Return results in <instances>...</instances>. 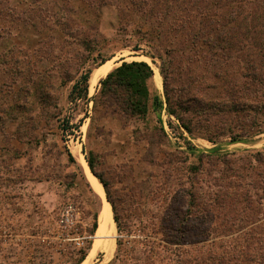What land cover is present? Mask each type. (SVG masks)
Instances as JSON below:
<instances>
[{"label":"rangeland","instance_id":"rangeland-1","mask_svg":"<svg viewBox=\"0 0 264 264\" xmlns=\"http://www.w3.org/2000/svg\"><path fill=\"white\" fill-rule=\"evenodd\" d=\"M30 2L10 0L9 4L22 11ZM70 2L74 11L72 21L69 20L72 24L68 28L69 35L63 26L57 27L53 23L46 29L21 23L18 28H13L11 38L5 40L8 49L14 46V49L21 50L14 59H22L24 52L35 57L38 47H45L53 62L36 58L34 61L38 65H33L32 69L36 67L45 71L53 68L59 77H65L67 72L74 80L61 93L51 95L52 102H56L59 109L50 108L49 113L53 116L46 118L47 123L40 125L37 119L40 111L35 110L32 114L21 113L16 121L8 119L5 126H0V264H78L86 252L85 260L80 263L84 264L95 243L97 231L93 234L92 230L96 215L98 222L100 204L77 164L76 150L82 152L86 160L89 152L100 155L98 169L110 182L121 219L120 230L116 224L112 254L109 256L104 246L100 247L86 264H178L180 257L177 254L180 252L171 244L172 232L167 229L169 223L162 216L167 203L173 199L172 195L176 196L175 192L189 190V174L184 167L197 163L201 151L220 148L222 152L233 154H228L232 164L228 169L215 167L211 162L215 159L206 157L208 161H204L198 180L202 195L206 198L223 190L229 181L234 182V189L240 183L241 188L247 190L250 186L246 185L251 184L252 178L257 179V174L239 166L253 163L255 169L264 171V163L258 161L264 159V133L251 137L246 144L226 145L225 141L214 144L180 130L178 121L166 110H162L159 116L152 109L147 120L133 119L127 123L94 110L92 100L105 77L93 88L90 79L98 68L97 63L104 59L115 60L113 69L124 61H146L153 70L157 68L162 87L158 88L155 71L151 85L154 93L163 99V62L159 55L164 51L142 37L137 16H122L114 6L92 10L84 0ZM84 40L89 50L78 44ZM46 41L48 43L42 45ZM59 57L65 65L59 64ZM89 69L92 73L88 80L87 99L72 100L73 85L82 70ZM27 82L41 85L40 78L32 71H27L22 80L24 84ZM17 88L15 86V91ZM6 90L4 87L0 94V103L5 99L7 101L3 103L8 105L11 99L6 98ZM30 115L34 120H29ZM36 127L38 129L34 131ZM161 127L167 143L152 146L151 139H158ZM185 139L195 146L196 155L188 154L185 166L177 162L170 164L171 154L178 150L190 152ZM68 153L74 157L75 163L69 162ZM181 157L185 155L181 154ZM175 166L179 167L178 171ZM224 168L228 174L222 173ZM180 173L184 176L181 177ZM150 190L154 194L149 195ZM255 193L252 194L258 200ZM172 203L176 205V202ZM71 204L78 213V228L91 239L83 249L60 253L43 239L57 230L62 212ZM181 206L187 209L186 203ZM238 207L241 210L242 203ZM261 214L264 217V210ZM190 242L189 239L183 243ZM183 258L194 264L191 254Z\"/></svg>","mask_w":264,"mask_h":264},{"label":"trees","instance_id":"trees-1","mask_svg":"<svg viewBox=\"0 0 264 264\" xmlns=\"http://www.w3.org/2000/svg\"><path fill=\"white\" fill-rule=\"evenodd\" d=\"M9 1L0 0V94L7 87L5 96L11 99V104L3 103L7 101L5 99L0 103V126H5L8 119L16 121L21 113L32 114L35 110L40 111L37 119L41 125L47 123V117L53 116L49 113L50 108L59 109V105L52 102L51 95L61 93L74 79L67 72L65 77H59L53 68L45 71L36 67L32 69L33 65H38L34 61L36 58L53 62L45 47H38L35 57L24 52L22 59H14L21 50L14 49V46L8 49L5 40L11 38L13 28H18L21 23L37 25L38 29L51 28L53 23L57 27L63 26L69 35L68 28L72 26L69 20L72 21L74 9L70 7V0H31L21 11ZM84 1L92 10L114 6L122 16H137L142 37L164 51L159 55L163 62V99L152 89L154 70L148 62L124 61L100 81L92 100L94 110L125 123L133 119L147 120L152 109L159 116L162 110H166L178 121L180 130L214 144L220 141H225L226 145L246 144L251 137L264 133V0ZM46 43L48 41L42 45ZM78 44L89 50L85 40ZM59 58V64L65 65ZM106 61L101 60L96 66L100 67ZM27 71L36 74L41 85L22 83ZM91 73V69L82 70L72 87V100L87 99ZM15 86H18L16 91ZM32 118L30 115L29 120H34ZM159 131L158 139H151L152 146L167 143L164 128ZM185 140L190 152L176 151L170 155L173 158L170 164L177 162L185 166L189 160L187 155H196L195 146ZM3 150L8 153L7 149ZM228 154L231 153L222 152L217 147L208 152L201 151L197 163L184 167L189 174V190L175 192L180 197L173 194L164 209L162 219L169 223L166 227L172 232L171 244L180 252L177 254L180 257L178 264H189L183 256L190 254L194 264H264V217L261 214L264 210V171L255 169L253 163L240 164L239 168L257 174L258 180L252 178L251 184L246 185L250 186L247 190H243L240 183H237L240 189H234V182L229 181L223 190L205 198L200 190L202 187L198 186L204 161L215 159L211 161L212 166L228 169L232 164L229 156L233 155ZM67 155L70 163L76 162L70 153ZM99 160V154L89 152L87 163L104 186L120 230L116 201L110 182L98 169ZM258 161L264 163V159ZM175 168L179 170V167ZM227 169H221L222 173L228 174ZM12 171L17 172V169ZM183 203L187 209L181 206ZM97 229L96 215L93 234ZM189 239L192 242L183 243ZM85 258L86 252L78 264Z\"/></svg>","mask_w":264,"mask_h":264},{"label":"bare ground","instance_id":"bare-ground-1","mask_svg":"<svg viewBox=\"0 0 264 264\" xmlns=\"http://www.w3.org/2000/svg\"><path fill=\"white\" fill-rule=\"evenodd\" d=\"M114 61L115 60L113 59L107 61L93 72L90 79V84L92 88L98 84L100 79L107 77V75L113 70L115 64ZM154 71H155V80L157 82L158 88L162 87V80H161L162 78L159 74V71L157 68H154ZM75 152L77 153L76 154L77 164L79 165L89 187L91 188V190L99 200L100 210L101 207L103 206V211L99 216V226L95 235V243L86 261L84 262V264H86V262H88V260H90L96 254V252L99 250L100 247L104 246V249L109 256L112 254L113 246H114L113 240L115 239V233H116V223L113 216L112 205L107 199L104 186L102 185L101 181L97 178V176H95L94 173L91 171L83 153L77 150Z\"/></svg>","mask_w":264,"mask_h":264},{"label":"built area","instance_id":"built-area-1","mask_svg":"<svg viewBox=\"0 0 264 264\" xmlns=\"http://www.w3.org/2000/svg\"><path fill=\"white\" fill-rule=\"evenodd\" d=\"M89 239L91 236L82 233L78 228V213L71 204L62 212L57 230L43 240L58 252L63 253L70 249H83Z\"/></svg>","mask_w":264,"mask_h":264},{"label":"water","instance_id":"water-1","mask_svg":"<svg viewBox=\"0 0 264 264\" xmlns=\"http://www.w3.org/2000/svg\"><path fill=\"white\" fill-rule=\"evenodd\" d=\"M95 175V174H94ZM103 211V206L101 207V210H100V212H99V215H98V221H99V216H100V214H101V212ZM98 226H99V223H98Z\"/></svg>","mask_w":264,"mask_h":264},{"label":"crops","instance_id":"crops-1","mask_svg":"<svg viewBox=\"0 0 264 264\" xmlns=\"http://www.w3.org/2000/svg\"><path fill=\"white\" fill-rule=\"evenodd\" d=\"M98 223H99V221H98ZM98 230V229H97Z\"/></svg>","mask_w":264,"mask_h":264}]
</instances>
